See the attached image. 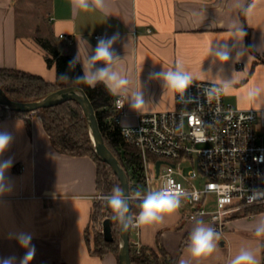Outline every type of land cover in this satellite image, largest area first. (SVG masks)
I'll list each match as a JSON object with an SVG mask.
<instances>
[{
    "label": "crops",
    "instance_id": "0c3cea01",
    "mask_svg": "<svg viewBox=\"0 0 264 264\" xmlns=\"http://www.w3.org/2000/svg\"><path fill=\"white\" fill-rule=\"evenodd\" d=\"M72 3L0 0V66L54 82L56 70L47 65L40 37L65 54L83 57L94 51L100 37L118 33L113 49L119 59L113 68L129 80L121 126L136 123L137 111L128 102L135 91L144 95V112L174 108V92L150 73L177 65L194 79L224 85L233 107L264 108V0L249 5L248 0H104L103 9L87 0V10ZM42 10L47 22L40 20ZM241 29L243 39L236 36ZM61 34L72 36L73 42ZM219 51L228 53L227 61L219 59ZM252 91L257 94L250 97ZM28 119L31 133L22 117L0 118V132L12 137L0 153V164L10 161L0 191V258L15 256L18 262L24 256L26 249L16 238L23 233L31 235L35 246L30 264H120L112 252L94 255L87 240L99 195L95 161L57 152L40 116ZM201 222L210 228L206 221L188 220L179 207L161 223L141 225L139 237L132 232L130 241L136 250V240L141 247L163 248L175 264H231L242 251L262 264L264 233L257 236L256 231L264 228V211L237 215L225 236L214 239L210 255L192 257L190 234Z\"/></svg>",
    "mask_w": 264,
    "mask_h": 264
},
{
    "label": "built area",
    "instance_id": "2783aa9c",
    "mask_svg": "<svg viewBox=\"0 0 264 264\" xmlns=\"http://www.w3.org/2000/svg\"><path fill=\"white\" fill-rule=\"evenodd\" d=\"M59 37L73 42L70 35ZM122 95L124 106L117 108L116 98L113 104L112 119L119 126L127 114ZM174 95L172 110L136 112L135 124L121 126L123 140L140 158L139 173L131 168L127 174L130 197L144 200L151 191L180 186L186 218L208 222L223 238L231 219L245 215L248 207L264 205V108L233 107L225 100L224 85L194 78L183 94ZM37 111L7 110L5 118H30ZM136 216L131 235L137 238L141 226H132ZM134 243L139 250V241Z\"/></svg>",
    "mask_w": 264,
    "mask_h": 264
},
{
    "label": "trees",
    "instance_id": "16d2710c",
    "mask_svg": "<svg viewBox=\"0 0 264 264\" xmlns=\"http://www.w3.org/2000/svg\"><path fill=\"white\" fill-rule=\"evenodd\" d=\"M252 1L248 0V5ZM38 42L48 53L46 57L47 65L55 67V81L51 82L42 75L40 76L28 71L0 66V86H2L8 97L11 100L28 103L29 101L42 100L43 97L58 89L69 88L70 86L82 88L91 100L108 148L117 157L128 175L131 168L134 173H139L141 168L137 149L123 140L121 126L112 119L115 113L113 105L115 97L110 95L102 84H98L95 88H90L82 82L75 80V77L83 75V69H81L79 63L73 68L69 67L68 62L75 55L61 52L57 46H54L51 41L45 38L40 37ZM62 74L68 78L61 79ZM6 111L4 107L0 106V118H5ZM37 114L40 116L43 127L57 152L59 151L69 156H90L93 158L97 170L96 184L100 193L112 194V190L115 187L119 186L122 188L113 169L96 155L87 117L77 101L70 100L56 106L45 107L38 110ZM21 115L25 120L26 128L31 133L30 120L26 118V114ZM142 202L143 199H132V216L139 214ZM262 211H264V205L252 206L247 208L245 215H254ZM93 213L91 226L100 228L95 231L93 242L90 239V233H88L87 240L90 246H92L91 252L97 256H103L106 252H112L119 259L121 244L119 221L113 219L114 213L106 200L96 201ZM106 217L112 218V241H106L103 237L101 225ZM130 255L132 264H175L172 257L163 248L159 249V251L150 247H141L139 250H136L130 242ZM262 264H264V260Z\"/></svg>",
    "mask_w": 264,
    "mask_h": 264
},
{
    "label": "clouds",
    "instance_id": "9594fccd",
    "mask_svg": "<svg viewBox=\"0 0 264 264\" xmlns=\"http://www.w3.org/2000/svg\"><path fill=\"white\" fill-rule=\"evenodd\" d=\"M97 8L103 9L104 0H94ZM73 8H81L87 10L89 5L87 0H73ZM246 33L241 29L236 32L239 39H243ZM119 34L115 33L112 37L102 36L98 39L94 51L83 57L78 53L72 60L68 62L69 67L73 68L77 63H82L83 75L75 77V80L82 82L90 88H95L98 84H102L107 91L115 97L117 108L124 106L125 98L123 93L129 85V80L122 77L118 71L114 70V62L119 59L116 55L113 45L119 39ZM222 61H227L229 56L226 51L216 53ZM103 66L97 67L98 64ZM150 77L162 78L165 86L176 93L183 94L192 82L191 74L185 72L180 65L175 70L167 69L159 72L150 73ZM66 75H61V79H67ZM256 91L249 92V96H255ZM129 107L137 112H144L146 109V100L141 91H135L128 97ZM11 135L6 132H0V153H3L8 146ZM10 167V161L0 164V191L3 190V178L5 169ZM139 196V193H136ZM183 190L180 186L174 188H165L160 191H151L144 198L140 205L141 211L135 217V224L132 226L151 225L163 222L165 215H171L180 207V197ZM108 206L112 209L113 219L119 221L123 230H127L130 226V217L126 214L129 211L127 198L124 197L123 189L119 186L112 190V195L105 197ZM264 233V228H258L256 235ZM20 247L26 249L22 258L17 262L15 256L0 258V264H30L35 255V246L31 244V235L19 234L17 237ZM218 234L212 229L204 227L202 222L190 234V253L192 257H201L210 255L215 250L214 239H218ZM180 264H185L183 260ZM231 264H258L254 256L248 251H242Z\"/></svg>",
    "mask_w": 264,
    "mask_h": 264
},
{
    "label": "water",
    "instance_id": "95a60500",
    "mask_svg": "<svg viewBox=\"0 0 264 264\" xmlns=\"http://www.w3.org/2000/svg\"><path fill=\"white\" fill-rule=\"evenodd\" d=\"M70 100L77 101L80 104L83 112L85 113L88 120V126L90 127V135L91 140L94 144L95 153L96 155H98L99 159L106 162L111 167V169H113L115 175H117L122 185L124 197L127 198L129 206V211L126 216L130 217L132 220V198L130 197V186L128 183L127 172L125 169H123L117 157L113 155L111 150L106 145L100 126L98 124L96 112H94V107L86 92H84V90L80 87L70 86L69 88L58 89L55 92H52L43 97L42 100L29 101L28 103H25L11 100L2 86H0V106L4 107L10 112L28 113L30 111L41 110L45 107L56 106L57 104ZM157 166H159V163L157 164ZM131 220L129 221L130 226L127 230H123L120 224V264H132L130 255ZM102 227L104 239L106 241H112V218H104Z\"/></svg>",
    "mask_w": 264,
    "mask_h": 264
},
{
    "label": "rangeland",
    "instance_id": "374dc122",
    "mask_svg": "<svg viewBox=\"0 0 264 264\" xmlns=\"http://www.w3.org/2000/svg\"><path fill=\"white\" fill-rule=\"evenodd\" d=\"M42 11H43V13L40 12V13L42 14V18H40V20H41V22H47V18H48V16L46 15V12H45L44 10H42ZM35 18H36V17H35ZM31 19H32V18H31ZM33 27H34V26H33ZM34 28H35V27H34ZM225 94H226V102L228 103V101H230V102L234 105V103L232 102L233 100H232V98H231V94H227V93H225ZM129 125H131V124H129ZM262 135L264 136V130L262 131ZM99 195H101L102 198H99L98 201H103V200H106L105 197L110 196V195H112V194H111V193H104V192L100 193V192H99ZM210 199H211L210 201L213 202L214 197H211ZM91 227H92V226H91ZM98 227H99V226H98ZM99 228H100V227H99ZM99 228L92 227V228L90 229L89 233H90V239L92 240V242H93V239H94L95 231L98 230ZM93 247H94V243H93Z\"/></svg>",
    "mask_w": 264,
    "mask_h": 264
}]
</instances>
